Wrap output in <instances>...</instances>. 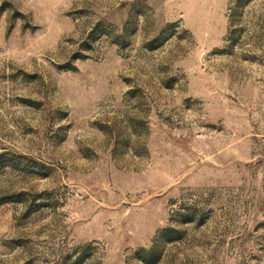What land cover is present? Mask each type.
I'll use <instances>...</instances> for the list:
<instances>
[{
  "label": "rangeland",
  "instance_id": "374dc122",
  "mask_svg": "<svg viewBox=\"0 0 264 264\" xmlns=\"http://www.w3.org/2000/svg\"><path fill=\"white\" fill-rule=\"evenodd\" d=\"M0 264H264V0H0Z\"/></svg>",
  "mask_w": 264,
  "mask_h": 264
}]
</instances>
